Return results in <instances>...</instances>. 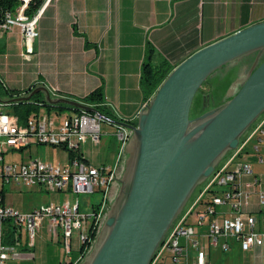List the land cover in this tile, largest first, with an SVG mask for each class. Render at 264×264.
<instances>
[{"label":"built area","instance_id":"built-area-1","mask_svg":"<svg viewBox=\"0 0 264 264\" xmlns=\"http://www.w3.org/2000/svg\"><path fill=\"white\" fill-rule=\"evenodd\" d=\"M29 1L17 0L16 5L6 11L0 21V31L9 29L12 25L19 27L22 38L19 56L22 60L30 59L33 39L37 34L36 21L44 6L52 0H43V5H37L33 11L27 12ZM5 105L0 101L1 183H9L15 188L36 186L56 194L64 192V197L20 212L4 201V192L0 195V264H8L11 254L18 250L14 243L3 241L6 222L23 229L27 245L32 246L35 230L43 219L47 223L46 231L65 254L62 262L76 264L85 251L83 244L91 240V233L97 231L102 220L130 129L113 123L108 114L96 108L93 111L66 109L67 112L61 114L62 110L55 107L39 105L38 109L20 118L5 108ZM101 122L113 127V134L119 144L112 162L92 164L84 158L79 147L87 140L98 142ZM254 134L264 137V111L248 134L240 139L236 148L223 156L202 182L200 192L174 220L147 264H165V253L173 260L181 257L185 259L189 245L194 250L195 260L192 264H207L205 251L196 238L199 235L206 239L208 246L218 245L222 250L228 248L224 237L236 239L242 250L263 244L264 190L259 187L258 175L252 171L250 160L246 158L247 155H254L255 161L264 160L262 155L257 154L258 144H253L251 150L247 148L248 140ZM39 143L63 148L66 151V161L50 163L38 157L4 161L5 154ZM68 151H71V155H67ZM209 189L213 191H208ZM95 190L99 191L100 198L94 204L89 202L91 208L88 212L81 211L76 196H67L68 193L71 195ZM252 197L255 198L254 207ZM197 203L202 206L196 208ZM190 214L194 215L192 224L186 220ZM71 246L78 249L75 257L66 256Z\"/></svg>","mask_w":264,"mask_h":264},{"label":"water","instance_id":"water-1","mask_svg":"<svg viewBox=\"0 0 264 264\" xmlns=\"http://www.w3.org/2000/svg\"><path fill=\"white\" fill-rule=\"evenodd\" d=\"M263 53L264 19L206 43L174 64L138 109L135 123L113 119L130 129L122 171L102 223L76 264L148 263L195 186L236 148L264 111ZM249 54L253 57L237 87L214 106L190 116L202 82ZM27 90L11 99H27L41 91L51 105L62 102L94 110L74 98L51 96L42 85H29ZM246 158L255 161L256 156Z\"/></svg>","mask_w":264,"mask_h":264},{"label":"crops","instance_id":"crops-1","mask_svg":"<svg viewBox=\"0 0 264 264\" xmlns=\"http://www.w3.org/2000/svg\"><path fill=\"white\" fill-rule=\"evenodd\" d=\"M263 19L264 0H52L36 21L37 34L29 60L19 56V27L12 25L0 31V82L19 89L42 85L51 96L68 95L74 99L100 86L103 103L115 115L133 118L145 102L140 76L147 43L153 48L149 60L152 65H174L200 46ZM22 65L24 70L19 72ZM261 137L251 135L247 148L251 150ZM106 141L103 138L101 144ZM255 174L264 190V172ZM199 192L200 188L192 198ZM254 203L252 197L253 207ZM201 206L196 204V208ZM186 220L192 224L194 215H188ZM42 221L35 234L41 232ZM35 237L33 245L28 246L26 236L20 241L19 234L14 243L18 250L7 263L51 264L45 253L41 256V248L34 254L35 247L41 246V239ZM198 237L203 236H197V240ZM231 242L227 241L228 247ZM45 246L48 249L50 245ZM209 247H201L207 264ZM239 249L247 264H264V242L260 247ZM50 251L47 255L53 253L58 263L56 250ZM189 252L192 258H183L185 264L195 260L190 245Z\"/></svg>","mask_w":264,"mask_h":264},{"label":"rangeland","instance_id":"rangeland-1","mask_svg":"<svg viewBox=\"0 0 264 264\" xmlns=\"http://www.w3.org/2000/svg\"><path fill=\"white\" fill-rule=\"evenodd\" d=\"M243 60L237 61L236 64L230 65L226 64L223 67L219 68L214 72L212 75L207 77L206 80L203 81L202 85L199 87L196 95L193 98V102L189 109V115L192 116L196 114L199 111H202L204 108H208L211 106H214L221 100H223L228 94V92H231L234 88L237 87V84L246 72V69L248 68L249 62L246 61L245 58ZM18 70V69H17ZM20 70H24V66L22 65L19 67V72H23ZM20 75V74H19ZM23 75V74H22ZM2 76L0 75V81ZM3 80V79H2ZM2 85L4 84L5 87L8 88H16L8 86L6 83L1 82ZM0 83V101L4 102L6 101L9 96L4 93ZM41 96V93L39 94ZM7 109H10V106L5 103ZM66 109H63L61 111V114H65L67 111ZM100 129L101 134L100 138L97 140L96 143H89L86 141L85 143L81 144L79 149L87 156V158L90 160L92 164H99L103 162H112L115 153L117 151V146L119 144V141L115 134H113V127L109 124H106L104 122L100 123ZM252 127V125L249 127V129ZM105 138L107 141L105 144H101V140ZM264 137H261V141H255L259 144V150L257 154L264 155ZM246 156V155H245ZM30 157H38L41 160H45L50 163L60 162L63 163L66 161V151L63 148H60L58 146H52L48 144H31L27 147H23L19 150H13L11 153H7L4 155V161H19V160H26ZM121 158V164H119V168L117 171V176L120 175L122 171V163L124 159ZM250 165L254 173L257 172H264V160L262 162L258 161H252L250 160ZM0 188L4 192V201L8 204H11L14 208H16L18 211L23 212L26 210H29L33 206H39L41 203H46L49 201H55V200H61L64 197V192H59L58 198L56 197L55 192L46 191L43 189H40L36 186L33 187H21V188H15L9 183L0 181ZM116 183L113 184L109 191V196L107 197L106 203H105V209L103 212V216L105 215L106 209L108 208L110 201L113 199L115 193H116ZM69 198L72 196H76L78 201L80 202V209L81 211H89L90 203H96L99 201L100 194L98 190L92 191V192H75L71 193V195L68 193L67 195ZM193 199V198H192ZM192 199L190 201H187L185 208L191 203ZM84 203V204H82ZM102 220L99 224L101 225ZM47 224V223H46ZM98 226V227H99ZM45 219H43L41 223V232L36 231V240L41 239V246L35 247L34 254L39 252L41 248V256L45 253L46 258L48 257L51 261V264H55L57 262V259H54L53 253L47 255L48 250L55 249L56 255L59 258V261H62V258H64V252L61 248V246L51 238L49 232L45 229ZM98 229V228H97ZM97 232V231H96ZM20 234V241H22L26 234L24 233L23 229H19ZM41 234V238L38 237V235ZM227 241L229 240L230 246L226 249H220L218 245H210L208 250V264H247L246 259L244 258V255H242V252L239 249V244L233 242L235 241L232 237H224ZM233 239V240H232ZM35 240V241H36ZM199 240V246L200 247H206V239L204 237H198ZM73 241V239L71 240ZM93 241V239H92ZM91 241V243H92ZM45 243L50 245L48 249L45 246ZM73 244V242H72ZM31 248V247H30ZM45 251V252H44ZM78 255V249L76 247L71 246L70 251L67 253L66 256L75 257ZM164 263L165 264H185V261L183 258H177L176 260H173V258L165 253L163 255ZM192 255L189 252L188 259L191 260Z\"/></svg>","mask_w":264,"mask_h":264},{"label":"trees","instance_id":"trees-1","mask_svg":"<svg viewBox=\"0 0 264 264\" xmlns=\"http://www.w3.org/2000/svg\"><path fill=\"white\" fill-rule=\"evenodd\" d=\"M16 3H17V0H0V21L2 20L5 12L8 10H11L16 5ZM42 3H43V0H30L28 5H27L26 11L31 12L36 8L37 5H42ZM152 51H153L152 46L147 43L145 46V59L143 60V63H142L141 76H140V89H141L142 98L144 101H146L150 97V95L154 92V90L156 89V87L158 86L160 81L163 79V77L166 75V73L173 67V64H167L164 62L159 64V65H152L149 62L151 55H152ZM263 56H264V53L262 54V57ZM252 57H253V55L249 54V55L244 56L243 58H245L246 61L250 62ZM243 58L241 60L244 61ZM1 87L4 91V93H6L9 96V98L7 100L8 101L7 104L10 106V110L12 112H14L15 114H17L18 117H20V118L25 117L28 113L38 109L39 105L45 106L46 108L55 107L59 110H63V109L78 110V108L71 107L70 105H67V104L62 103V102H58L54 105L47 103L45 101V99L43 97V93L41 91H36V92L32 93L27 99H18V100L16 99V100H14L11 98L26 94L28 92L27 87L21 88V89H19V88H8V87H5L4 84L2 85V83H1ZM40 93H41V96H39ZM64 96L71 98V96H68V95H64ZM75 99L79 100L83 103L92 105L94 108H96L100 112L108 114L112 119H121V120H125V121L135 123V120H136L135 117H133V118L118 117L117 115H115L112 112V110L110 108H108L103 103L102 91H101L100 86H97V87L91 89L90 91H88L83 96L75 98ZM259 116H258V118H259ZM258 118L256 120H258ZM256 120L252 124H254L256 122ZM70 152L71 151H68L67 155H71ZM200 187H201V184H198L195 186V188L193 189L188 201L193 197V195L197 192V190ZM208 191H213V190L209 189ZM0 195L1 196L3 195V190L1 188H0ZM204 196H207V194H205ZM95 233H96V231L94 230L90 235L91 240L88 242H85L83 244V246H84L83 250H85L84 252H86L87 249L89 248L91 241L95 236ZM18 236H19V229L17 227H14L10 222L7 221L3 227V241L5 243H11L12 244V243H15L17 241ZM55 264H71V262L68 261L67 263H64L62 261H59L58 263H55Z\"/></svg>","mask_w":264,"mask_h":264},{"label":"flooded vegetation","instance_id":"flooded-vegetation-1","mask_svg":"<svg viewBox=\"0 0 264 264\" xmlns=\"http://www.w3.org/2000/svg\"><path fill=\"white\" fill-rule=\"evenodd\" d=\"M122 164H123V163H122ZM115 183H116V187H117L118 183H117L116 178H115V180L112 182L111 186H112L113 184H115Z\"/></svg>","mask_w":264,"mask_h":264}]
</instances>
